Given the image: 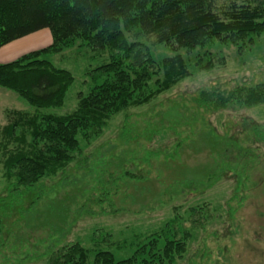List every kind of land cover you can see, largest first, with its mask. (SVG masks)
<instances>
[{
    "label": "rangeland",
    "instance_id": "obj_1",
    "mask_svg": "<svg viewBox=\"0 0 264 264\" xmlns=\"http://www.w3.org/2000/svg\"><path fill=\"white\" fill-rule=\"evenodd\" d=\"M47 29L43 46L24 54L52 44ZM127 35L146 43L157 61L174 55L154 36ZM179 53L190 76L113 115L101 132L80 136L73 161L33 186L10 183L6 151L16 141L4 128L16 112L72 113L110 53L78 38L47 56L75 78L61 107L38 110L0 86V264H48L53 249L76 242L92 256L110 250L120 261L168 222L190 232L177 264H264V103L216 107L202 96L264 83V33L243 49L215 40ZM206 54L215 62L210 69L198 63Z\"/></svg>",
    "mask_w": 264,
    "mask_h": 264
},
{
    "label": "trees",
    "instance_id": "obj_2",
    "mask_svg": "<svg viewBox=\"0 0 264 264\" xmlns=\"http://www.w3.org/2000/svg\"><path fill=\"white\" fill-rule=\"evenodd\" d=\"M45 28L52 33L50 46L0 64V86L17 92L38 110L63 106L75 81L71 71L57 67L48 55L81 38L93 50H108L110 59L95 68L92 86L79 94L72 113L16 112L4 128L16 141L6 151V175L18 186H33L66 168L80 148V136L101 132L113 115L150 102L190 76L181 49L194 50L215 40L243 49L253 36L263 34L264 0H230L223 5L219 0H0V48ZM127 34L154 36L174 55L157 61L146 43L130 41ZM198 63L207 69L215 65L211 54ZM202 94L203 101L216 107L254 106L264 103V83ZM189 237L190 232L168 222L144 236L129 258L116 261L110 250L92 256L76 242L53 249L48 264H177L188 249Z\"/></svg>",
    "mask_w": 264,
    "mask_h": 264
},
{
    "label": "crops",
    "instance_id": "obj_3",
    "mask_svg": "<svg viewBox=\"0 0 264 264\" xmlns=\"http://www.w3.org/2000/svg\"><path fill=\"white\" fill-rule=\"evenodd\" d=\"M44 31H48V29L45 28L39 30L4 45L2 48H0V63L14 61L16 58L26 53L30 49H36L38 46H43V41L40 38V35H43L42 33Z\"/></svg>",
    "mask_w": 264,
    "mask_h": 264
}]
</instances>
